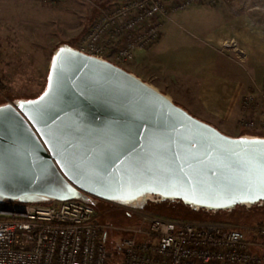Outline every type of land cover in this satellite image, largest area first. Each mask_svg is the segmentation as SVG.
Instances as JSON below:
<instances>
[{"label": "water", "instance_id": "95a60500", "mask_svg": "<svg viewBox=\"0 0 264 264\" xmlns=\"http://www.w3.org/2000/svg\"><path fill=\"white\" fill-rule=\"evenodd\" d=\"M103 200L193 211L264 203V136H230L153 83L68 43L33 98L0 103V204Z\"/></svg>", "mask_w": 264, "mask_h": 264}, {"label": "built area", "instance_id": "2783aa9c", "mask_svg": "<svg viewBox=\"0 0 264 264\" xmlns=\"http://www.w3.org/2000/svg\"><path fill=\"white\" fill-rule=\"evenodd\" d=\"M218 0H118L101 10L78 48L120 66L135 60L162 36L171 16ZM231 1V0H226ZM249 10H264V0H239ZM240 62L246 54L226 41ZM1 103V101H0ZM264 104V86L243 96L241 123L264 129L253 112ZM93 205L77 200L0 204V264H105L103 234ZM120 264H264V224L241 230L215 221L147 216L145 226L126 228Z\"/></svg>", "mask_w": 264, "mask_h": 264}, {"label": "rangeland", "instance_id": "374dc122", "mask_svg": "<svg viewBox=\"0 0 264 264\" xmlns=\"http://www.w3.org/2000/svg\"><path fill=\"white\" fill-rule=\"evenodd\" d=\"M116 1L118 0H0V83L3 85V88L0 87L1 103L38 96L46 85L54 50L63 43L78 48L79 42L101 10ZM192 8L194 6L173 14L168 21L172 31L167 33L158 48L160 53H157V60L168 63L166 68H158L155 64L138 66L139 56L122 66L157 85L164 93L174 95V101L193 116L216 127L222 133L233 136L232 130L223 129L198 113L196 92L191 90L194 86L187 84L189 80H196V77L205 72L218 68L212 59L204 60L202 57L200 46L203 43L198 30L204 19L201 15L195 18ZM198 14L200 12L196 15ZM191 16L194 18L190 19ZM176 72L178 73L175 74ZM262 106L264 104L257 107ZM241 108L244 116L243 105ZM241 120L240 135L264 136V129L260 125L246 128ZM96 202L93 205L96 219L107 226L103 234L108 253L105 264L121 263V242L126 236L125 229L145 226L147 216L150 215L223 222L241 230L264 224V203L250 208L237 206L231 212L213 213L193 211L176 201L149 202L142 209H130L103 200Z\"/></svg>", "mask_w": 264, "mask_h": 264}, {"label": "crops", "instance_id": "0c3cea01", "mask_svg": "<svg viewBox=\"0 0 264 264\" xmlns=\"http://www.w3.org/2000/svg\"><path fill=\"white\" fill-rule=\"evenodd\" d=\"M176 1L178 0H167V3ZM253 2L256 4L258 0ZM249 7L250 5L239 0H218L215 4L204 3L192 8L195 18L201 15L204 19L198 30L203 43L200 46L202 57L204 60L212 59L218 68L205 72L196 77V80H189L187 84L194 86L191 90L196 92L198 113L221 128L232 130L233 136L240 135L243 96L256 87L264 86V10H249ZM198 12L200 14L196 15ZM192 18L194 17L191 16L190 19ZM169 25L167 21L161 38L137 55L138 66H168L167 62L157 60V53H160L158 48L167 33L172 31ZM226 41H236L239 44L246 54L245 62H240L235 50L222 48ZM169 95L174 98L171 93ZM253 117L257 120L264 117V106L257 107Z\"/></svg>", "mask_w": 264, "mask_h": 264}, {"label": "trees", "instance_id": "16d2710c", "mask_svg": "<svg viewBox=\"0 0 264 264\" xmlns=\"http://www.w3.org/2000/svg\"><path fill=\"white\" fill-rule=\"evenodd\" d=\"M0 87L3 88V85L0 83ZM175 202V201H174ZM176 202H180V201H176ZM94 207V206H93ZM204 211V210H203ZM160 216V215H158ZM161 217H165V218H177V219H182V220H187V221H192L190 219H183V218H178V217H170V216H161ZM223 223V222H222ZM227 224V223H226Z\"/></svg>", "mask_w": 264, "mask_h": 264}, {"label": "flooded vegetation", "instance_id": "af4514ba", "mask_svg": "<svg viewBox=\"0 0 264 264\" xmlns=\"http://www.w3.org/2000/svg\"><path fill=\"white\" fill-rule=\"evenodd\" d=\"M98 200H99V199H96V200H95V204L97 203L96 201H98Z\"/></svg>", "mask_w": 264, "mask_h": 264}]
</instances>
